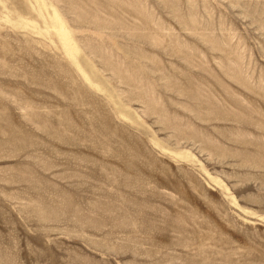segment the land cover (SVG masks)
I'll return each mask as SVG.
<instances>
[{
  "label": "rangeland",
  "instance_id": "rangeland-1",
  "mask_svg": "<svg viewBox=\"0 0 264 264\" xmlns=\"http://www.w3.org/2000/svg\"><path fill=\"white\" fill-rule=\"evenodd\" d=\"M0 264H264V0H0Z\"/></svg>",
  "mask_w": 264,
  "mask_h": 264
}]
</instances>
